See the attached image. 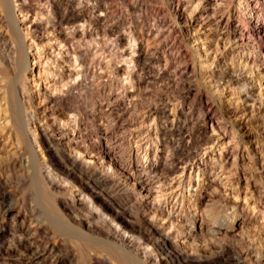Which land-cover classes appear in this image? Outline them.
Masks as SVG:
<instances>
[{
	"label": "bare ground",
	"instance_id": "6f19581e",
	"mask_svg": "<svg viewBox=\"0 0 264 264\" xmlns=\"http://www.w3.org/2000/svg\"><path fill=\"white\" fill-rule=\"evenodd\" d=\"M162 1L167 15L148 25L141 15L135 21L129 17L143 9V0H0L2 77L18 71L22 94L41 113L29 114L23 106L14 111L9 121L17 136L13 154L28 151L30 157L11 163L10 171L31 167L44 182L41 195L47 211L85 238L101 241V248L94 249L104 252L105 259L88 254L89 264L111 259L125 264H264V241H247L241 249L221 242L216 253L207 255L196 244L205 233L222 240L243 227V220L219 223L216 216H206L204 207L216 193L225 194L230 195L233 216L245 215L248 192L240 178L231 182L233 170L241 165L248 177L264 154L238 142L235 127L221 132L217 103L191 81L196 66L203 74L229 77V96H219V103L231 105L238 119L256 110L264 120V0ZM237 16L243 17L241 26L232 23ZM249 24L255 25L253 33L247 30ZM2 28L13 37L6 38ZM99 29L116 35L121 60L112 56L111 44L93 45ZM177 42L191 48L170 57L168 51ZM228 45L225 54L238 70L219 64L213 71L217 59L211 49ZM110 68L127 77L120 83L111 78ZM234 71L239 72L235 77ZM218 87L219 92L227 88ZM93 90L97 95L90 97ZM177 90L181 102L173 103L170 96ZM145 94L153 98L147 106L141 99ZM90 100L96 108L88 109ZM193 100L202 115L186 110ZM85 120L97 122L96 140L83 133ZM247 122L250 118L235 126ZM120 128L130 131V164L121 161L117 150L122 138L113 134ZM0 130L6 129L0 124ZM6 170L0 166V257L13 256L18 264H74L73 252L50 235V213L43 218L5 188ZM64 193L67 198L57 196ZM261 207L250 209L264 224ZM4 261L0 264H12Z\"/></svg>",
	"mask_w": 264,
	"mask_h": 264
},
{
	"label": "rangeland",
	"instance_id": "374dc122",
	"mask_svg": "<svg viewBox=\"0 0 264 264\" xmlns=\"http://www.w3.org/2000/svg\"><path fill=\"white\" fill-rule=\"evenodd\" d=\"M143 2H144V7L142 10L130 12L129 17H130L131 21L137 20V17L139 15H141V19L143 20V22L145 24L152 25V23H154L155 18H158L159 16L163 17V16H165V14L167 15V10H166L167 4L165 1H162V0H143ZM115 3L118 6V9L124 11L125 7L123 5L119 4L118 1H116ZM261 9H264V5L261 6ZM262 11L263 10H261V13H263ZM261 17L262 18L264 17V13L262 14ZM241 18H243V17H240V19L238 18V16L235 17L232 21L233 25L234 26H236V25L241 26L240 25ZM249 25L247 26V30L249 33H253L255 31V25H252V24H249ZM1 32H2V34H5L6 38L13 37L12 35H10L11 33L9 31L5 30L4 28H2ZM113 35L114 34L104 33L102 31V29H99L98 32L93 37V45L95 47L99 48L101 46L103 47V45H105V44H111L112 45L114 43L113 44L114 46L110 45V48H112V51H113V52L111 51L112 56H116L117 61H119V60H121V58L117 55L118 54L117 52H119L121 50V45L117 44L118 42L116 41V35H114V36ZM175 35L176 34H173V37ZM178 36L180 37L179 34H178ZM168 40L172 41V37L169 38ZM179 40H181V39L179 38ZM186 44L187 43L184 44V42H177L175 45L176 48L175 47L170 48L168 51L169 52L168 54L170 55V57L171 56L172 57L177 56L178 51H182V50L184 51L187 48H189V49L191 48V46H189L190 44L189 45L188 44L186 45ZM10 45H11V43H10ZM117 46H120V49ZM229 46L230 45H228L226 47L220 46L215 51L213 50V49H215L214 47L211 49V51H210L211 57L213 58L214 56H216L215 58L217 59L216 63L212 66L213 71L216 72L219 68H221V65H219V64H222V65L227 64L228 66L230 65V67L235 68L236 64L233 63L230 59H228L229 57L227 58V55L225 54V53L229 52V49H228ZM167 48H169V46ZM178 49H180V50H178ZM11 51L12 50H10V52ZM115 51H116V54H115ZM213 53L216 55H213ZM174 54H175V56H174ZM217 64H218V66H217ZM235 69H236V71L238 70L237 67ZM109 70H110L109 74H110L111 78H116L120 83H122V81H124V79L127 77V75H116L113 71V68H110ZM195 70H196L195 72H197V73L193 74L191 81L194 83H197L202 88V90H204V94L207 97H209V99L211 101H213L214 104L217 103L215 105L216 116H218L217 119L219 118L218 121L221 123V127H222L221 132H228L232 127H235L236 129H238V134L236 135V139H238L239 141L238 140L237 141L240 142L241 144L247 143V145H250V146L253 145L252 147H255V149L251 148L252 150L251 151L249 150L250 151L249 155H253L255 153L254 150H256V152L258 154L259 153L264 154V122H263L264 120L261 118L262 117L261 114H259V112L255 110V111H253L254 114L252 112H249L244 116V118L238 119L237 115L234 114L235 112H233L231 105L228 108L227 104H225V103L220 104L218 101L219 96H222L223 99H225L229 96V93H230L229 86L232 85L230 83L231 80H229V77H225V78L221 79L220 77L218 78L217 76H215V77L211 76L210 73L203 74V71L201 69L199 70L198 66L195 67ZM236 71L233 72V76L234 75L237 76L238 73L241 72L240 69H239V72H236ZM19 75H20V73H18V71L12 70V72L9 73L8 79H5L4 77H2V71L0 70V124H1V126H3V128L5 127V129L7 130V131L3 130V133H1L2 130H0V166L2 169H7L6 173L4 174V178H8V182L5 186V188L7 187L6 189L9 190L12 194H14L15 197L19 198L23 203H25L29 207V209L37 208L38 213L44 218L45 214L50 213V211H47L49 208H47L46 203L44 204V201H42L43 199H42L41 191L44 188L43 187L44 182L39 178L38 175L33 173L31 167H29L27 169H23V171H20V172L17 171L15 173L10 171V167H9V165L11 163L18 161L19 158L28 159V157H30L28 151H24L22 153L23 155L21 154L20 156H17V154H13L15 147L17 146V136H16V131L13 127L14 122L10 123L9 121H11V118L14 115V111L18 110V108L20 106H23L29 114H31L32 111L36 110L37 111L36 113L38 115H41V113L39 111V107L30 104L27 97H25L22 94V89H21V87H19L20 86L19 81L21 79L20 78L21 76H19ZM122 78H123V80H122ZM227 80H229V82ZM227 82H228V84H227ZM219 85H222V87L221 88L218 87ZM223 86H226L227 88H225V90H224ZM236 86L237 85H234L235 88H237ZM15 87L18 89V93L20 96L19 100L16 99V96H15L16 95L15 90H14ZM217 87L221 90L223 89L224 93L221 90H220L221 92L217 91V89H216ZM148 90L149 89H146L145 91H148ZM6 91H9V93H8V95L5 96ZM153 91H155V90H152V92ZM179 91H181V90H179ZM179 91L177 90V91H174L173 93H171L172 98L170 96V100L172 99L173 103L181 102V97L179 96L180 95ZM238 91H240V90H238ZM155 92H153V93H155ZM95 95H97V93L95 92V90H93L90 97H94ZM141 99L143 100V103L145 101L144 105L147 106L148 103H150L153 98L150 97L148 94H145L141 97ZM193 101L186 106V110L192 111L195 114V116L202 115V114H200L201 109L199 108L198 103L196 101H194V102ZM5 102H6V104H8V106L6 108H5ZM90 103H91V106L89 104L88 109H92V108L97 107V103H95L94 100H92V101L90 100ZM144 108H145L144 110H146V107H144ZM196 109H198L197 110L198 112L196 111ZM201 113H203V112L201 111ZM138 116H140V115H138ZM246 116L248 117L247 118L248 120L250 118V122H247V124L241 128L238 125L235 126L241 120H244V121L247 120L245 118ZM135 117H137V115H135ZM234 117H236V118H234ZM85 121H84L85 123L83 122L84 124L82 127L83 133L86 135V138L88 140H90V141L96 140V138L98 137L97 128H96L97 122L93 121V120H85ZM122 123L125 124V122H121V124ZM113 125H114V122L109 120V127L110 126L112 127ZM222 125L224 126L225 129L223 128ZM113 135H115L117 138H122L119 141L120 146L117 148V150H118V152L120 151L119 153H121L120 154L122 156L121 161L125 164H130V162H132L134 160V157L131 155L130 152H128L129 146H130L129 145L130 139H131L130 138L131 137L130 131L127 129H121L120 128V129L115 130ZM257 146H258V148H257ZM36 149H37L38 153H40L39 148L36 147ZM261 151H263V152H261ZM39 161H43L42 158H40ZM263 162L264 161H262V162L259 160L257 161V164L255 165L256 173L254 171L253 174L251 173L250 175H248V177L251 176L249 178L245 177L247 175L242 174L243 167L241 165H237L238 167L236 166L237 168L235 169L237 172L235 170H233V175H232V180H231V182L233 181V179H234V181H237L238 178H240L241 186L244 189H246L248 192V198H249L250 206H252V207L257 206L258 209H260L261 206L264 207V205H263L264 204V175H262L264 173V170H261V168L264 169V166H263L264 163ZM257 173H260V174L257 175ZM6 174L8 175V177L6 176ZM233 176H234V178H233ZM249 184H250V186H249ZM228 187H230V186H228ZM215 195H216V197L214 196L215 198L213 197V199H210L204 207V210L206 212V216H209V217H211L212 215L216 216V220L219 223L226 224V225H230L233 220H234V224H237V223L239 224L242 220L244 222H243V227L241 229H237L236 231H232L231 233H229L227 235V236H230L232 234L231 235L232 237H230V238L229 237H226L227 239L221 238L222 240H220V238H218L215 240L209 233H205L204 237L201 236L202 238L201 237L198 238L196 241V244H198V246L200 248L204 247L201 250L205 249V251L207 252V253L205 252L206 255L208 254V252L210 250L212 251V252L210 251L211 253H216L219 249L218 247H219V244L221 242L225 243V244L228 243L227 245H231L234 247L238 246L237 249L238 248L241 249V248H243L242 245L245 247L247 244H249V242L255 243L258 241L259 242L264 241V224H262V222H260L261 220H260L259 213L251 212L252 209H250V208H252V207L249 206V208H246V210H245L246 211L245 215H241L240 213H238L237 214L238 216L235 217V216H233V214L235 213V211H234L235 209H233L232 203L230 202V199H231L230 195H229V197L224 196L225 194H223V196H222V194H219V193H216ZM57 196L60 198H62V197L67 198L68 194L64 193V195L60 194ZM250 197L253 199H251ZM254 200L256 203L253 202ZM257 201L259 202L258 204H257ZM260 203H262V204H260ZM258 206H260V207H258ZM213 213H215V215ZM49 215L51 216V218H49L48 222H46V226L49 227V229H50L49 232H50L51 237H53L52 239H55L59 242H62L64 247L68 248L69 250H71L73 252V255L75 258L74 260H76V261H74V264H89L88 260H89L90 254L91 255L94 254V256H96V257H99L101 259H105L106 255L104 252H101V253L95 252V249H94V248H101V247H99L100 243H101V241H99V239L88 238V237L85 238V236L81 235V233H78L77 230L74 229V227H72L71 225H67V223L64 224L63 223L64 221L60 217L56 216L52 212ZM52 216H54V217H52ZM225 216L228 218H225ZM254 217H257V218H254ZM260 225H262V227ZM205 235H207V236H205ZM210 237H212V238H210ZM217 237H220V236H217ZM213 240H215L216 242L214 241L215 243H213L212 242ZM225 240H227L228 242ZM235 241H238V242L236 243ZM246 242H247V244H246ZM234 243H236V244L234 245ZM208 248H209V250H208ZM213 249L214 250L216 249V251H213ZM201 252H200L201 256L205 255L204 252H202L203 255L201 254ZM0 259H1L0 261H2L3 259H7V261H4V262H8V261L11 262L12 261L11 262L12 264H18L16 262V258H14L13 256L12 257L1 256ZM118 261H117V259H111L110 261H108V264L110 262H111L110 264H125L121 260H118ZM168 263L176 264V262H173V261H168Z\"/></svg>",
	"mask_w": 264,
	"mask_h": 264
}]
</instances>
